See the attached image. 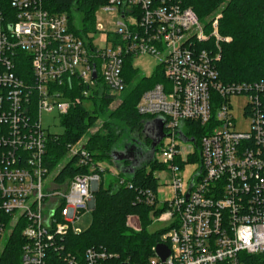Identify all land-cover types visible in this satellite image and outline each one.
<instances>
[{"label":"built area","instance_id":"obj_1","mask_svg":"<svg viewBox=\"0 0 264 264\" xmlns=\"http://www.w3.org/2000/svg\"><path fill=\"white\" fill-rule=\"evenodd\" d=\"M9 4V11L0 8V253L22 224L20 264H247L243 255L264 254V79L220 80L216 60L229 38L220 35L218 17L206 29L185 0H108L101 7L117 9L121 19L96 47L42 0ZM145 54L158 58L164 81L141 94L136 110L163 119L154 161L169 174L172 195L142 189L136 200L173 222L143 262L94 246L78 255L67 250L65 236L81 232L73 224L94 208L102 173H119L94 163L80 141L68 144L67 156L88 171L63 183L49 179L45 146L52 133L41 116L55 112L60 120L72 106L93 102L97 80L117 99L126 88L123 57ZM238 94L247 95L248 131L236 129L231 113L230 97ZM193 128L201 129L197 138ZM188 163L196 168L185 183ZM157 245L169 251L164 260Z\"/></svg>","mask_w":264,"mask_h":264},{"label":"trees","instance_id":"obj_2","mask_svg":"<svg viewBox=\"0 0 264 264\" xmlns=\"http://www.w3.org/2000/svg\"><path fill=\"white\" fill-rule=\"evenodd\" d=\"M42 1L43 7L50 13H65L69 27L78 35L86 36L95 31V11L108 0ZM9 2L0 0V8L9 11ZM185 4L191 7L206 29H210L212 20L218 17L220 35L229 38L220 42L216 60L220 80L232 84L264 79V0H185ZM132 59L131 55L123 57L122 77L126 88L120 93L114 109L109 108L115 100L114 95L97 80L100 93L90 95L94 108L90 110L79 103L61 116L63 132L57 136L50 134L46 140L45 164L50 172L67 156L68 144L81 141L94 163L111 162V149L124 134L133 133L138 139L142 138L147 146L150 144V140L142 134L144 123L149 119L137 112L136 105L141 94L164 81V76L159 65L152 77L138 76L131 67ZM78 90L79 86H76L70 96H76ZM99 119L100 127L91 132ZM191 133L197 138L201 129L193 128ZM77 159L76 155L69 157L53 175L54 181L63 183L77 174L86 173L88 167L77 164ZM162 168L152 160L130 177H123V172H119L116 182L109 183L107 187H103L101 182L94 193L92 225L79 234L68 233L65 236L67 250L80 255L87 247H102L118 255L119 259L130 263L143 262L152 253L151 247L160 231L153 234L146 232L148 215L153 207L138 202L136 197L142 189L154 194L157 192L159 183L155 171ZM120 179L122 183H119ZM160 211L157 209L154 213L159 214ZM128 216L139 218V230L127 225ZM21 226L15 225L6 239L0 253V264H20L24 243ZM243 256L247 264H264V254Z\"/></svg>","mask_w":264,"mask_h":264},{"label":"rangeland","instance_id":"obj_3","mask_svg":"<svg viewBox=\"0 0 264 264\" xmlns=\"http://www.w3.org/2000/svg\"><path fill=\"white\" fill-rule=\"evenodd\" d=\"M120 13L117 9H112V8H103L99 7L95 11V26L97 27V31L89 33L90 37L93 39V44L96 47L101 46V44L104 42L102 37H103V32H112L115 30L117 22L120 20ZM112 34L110 33L109 37ZM107 49H110V45L107 43L106 45ZM159 64L158 58L150 55V54H145V55H137L133 57L132 62H131V67L137 71L138 76H144L147 78H150L154 75L155 71L157 70V66ZM247 101V95L244 94H238V95H233L230 97V102L232 104V110L231 113L235 119V127L239 131H248L251 129V119L247 116H244L243 114V106L245 102ZM119 102V96L117 99L111 102L109 105L110 109H114L115 106ZM85 106L92 110L93 107V102H87ZM42 119V125L44 128H46L47 132L52 133V134H61L63 132V128L60 124V120L57 117L55 112L51 113H42L41 116ZM155 119V118H153ZM149 119V120H153ZM148 121V120H147ZM101 125V120L99 119L96 124L90 129L91 132L96 131ZM124 134L122 137H120V141H123L125 139ZM128 137L132 139H137L138 141L143 143V139L138 137H135L132 134L128 133ZM118 140V141H119ZM69 160V157L66 156L61 163L50 173L49 179L59 170V168L67 161ZM109 167L112 165L114 166V157H112L111 162H105ZM129 165V162H126L123 165V168L127 167ZM196 168V164L194 163H188L185 165L183 171H182V177L184 179V182L186 183L189 177L192 175ZM118 171V170H117ZM120 172V171H118ZM122 173V172H120ZM123 177H127L126 174L122 173ZM155 176L158 178V193L157 196L158 198L165 196L166 198L172 195V188L169 185V174L161 170L155 171ZM117 175L112 174L109 170H106L102 173V183L103 187H107L109 183H115L117 180ZM63 189L65 190V186ZM161 203L158 202L156 204V208H160ZM160 214H155L153 211H151L148 215V224L145 227L146 232L149 234H153L155 232L165 230L167 227H169L173 220L172 219H165V220H158ZM93 222V214L91 213V210H86L84 211L79 218L74 222L73 226L76 229H79L81 231H87ZM127 225L132 228L133 230H139L140 228V221L137 216H132L128 220Z\"/></svg>","mask_w":264,"mask_h":264},{"label":"water","instance_id":"obj_4","mask_svg":"<svg viewBox=\"0 0 264 264\" xmlns=\"http://www.w3.org/2000/svg\"><path fill=\"white\" fill-rule=\"evenodd\" d=\"M93 77H96L95 69L93 70ZM142 134L144 138L150 140L148 146L144 142L142 143L137 139H132L128 135H125V139L123 141L119 140L111 149V156L114 157V167L118 171L125 173L127 177L146 167L154 160L156 147L164 137L163 119L158 117L146 121ZM126 162H129V165L123 168ZM156 253L164 260L168 256L169 251L165 246L157 245Z\"/></svg>","mask_w":264,"mask_h":264},{"label":"crops","instance_id":"obj_5","mask_svg":"<svg viewBox=\"0 0 264 264\" xmlns=\"http://www.w3.org/2000/svg\"><path fill=\"white\" fill-rule=\"evenodd\" d=\"M119 173V172H118ZM103 184V183H102Z\"/></svg>","mask_w":264,"mask_h":264}]
</instances>
